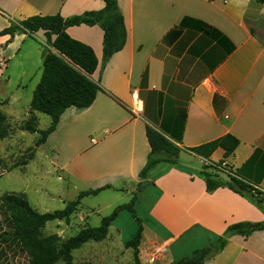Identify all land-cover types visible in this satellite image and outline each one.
<instances>
[{"label": "crops", "instance_id": "0c3cea01", "mask_svg": "<svg viewBox=\"0 0 264 264\" xmlns=\"http://www.w3.org/2000/svg\"><path fill=\"white\" fill-rule=\"evenodd\" d=\"M118 2L127 40L106 63L99 24L67 28L94 49L99 65L92 78L101 90L91 106L68 108L40 147L58 158L82 149L81 161L56 165L96 188L110 184L129 192V184L149 182L140 199L150 200L145 217L151 224L143 229L140 248L149 247L154 263L166 258L172 263L216 241L231 224L264 221V211L250 197L227 186L207 190L203 161L223 160L222 148L210 159L187 150L235 135L240 144L222 164L264 193V5L256 0ZM104 5V0H0V19L9 26L33 15L67 18ZM32 36L48 46L43 30ZM133 92L141 100L139 114L133 112ZM148 125L183 150L178 163L161 162L141 178L151 151ZM88 137L85 146L81 141ZM184 154L197 158L200 167L183 160ZM7 247L0 241V264H12ZM205 264H264V230L231 236Z\"/></svg>", "mask_w": 264, "mask_h": 264}, {"label": "trees", "instance_id": "16d2710c", "mask_svg": "<svg viewBox=\"0 0 264 264\" xmlns=\"http://www.w3.org/2000/svg\"><path fill=\"white\" fill-rule=\"evenodd\" d=\"M256 1L264 5V0ZM104 2V7L98 10L85 11L67 18L60 13L33 15L0 29V36L9 35V41L18 33L32 36L43 30L49 46H46L47 48L44 50L43 73L33 93L29 117L20 126L21 130L39 133V136L34 142L35 146L31 154L14 165V168L23 167L34 158L35 148L44 144L48 136L57 129L61 116L68 108L83 109L91 106L101 90L100 84L92 78V74L99 65L94 49L90 45L72 38L67 32V28L73 25L99 24L104 32L103 61L105 63L116 52L124 48L127 40V28L119 2L118 0H104ZM203 27L206 30L212 29V26L205 22ZM36 112H42L51 117V123L46 129H39ZM12 133L7 115L0 111V138L10 136ZM147 137L151 151L145 166L140 171L141 178H146L148 172L161 162L178 163L183 150L149 125L147 126ZM239 144L240 139L228 133L187 150L210 159L218 148H222L225 159L235 152ZM224 159L215 164L220 166ZM222 170L211 173L204 168L203 173L208 191L227 186L250 197L264 211L263 191L232 170H230L231 174L223 179L220 174ZM147 184L149 182L141 181L138 184V189H142ZM111 187L112 185L106 184L96 189L83 190L77 199L68 201L65 208L48 212H39L32 206L24 193L9 192L0 195V229L3 230L0 233V241L8 243L7 248L11 253L12 264H57L60 261L65 264H76L74 250L91 240L106 239L110 232V226L119 212L123 209L133 210L136 195L129 203L117 206L110 215L103 217L99 226H84L75 235L67 238H63L56 232L44 234V229L48 222L54 220H63L69 223L85 196L97 194ZM258 230H264V221H241L231 224L216 241L169 264H205L208 258L216 256L226 247L231 236L249 237ZM142 231L143 226L140 224L138 232L126 242L128 248H133L135 264H142L140 256ZM21 257L23 261L20 260Z\"/></svg>", "mask_w": 264, "mask_h": 264}, {"label": "rangeland", "instance_id": "374dc122", "mask_svg": "<svg viewBox=\"0 0 264 264\" xmlns=\"http://www.w3.org/2000/svg\"><path fill=\"white\" fill-rule=\"evenodd\" d=\"M6 24V21L0 19V29L8 26ZM0 40V111L7 115L13 132L10 137L0 138V195L9 192L24 193L39 212L63 209L68 201L77 199L81 191L99 185L88 183L74 175L68 177L56 165V161L68 159L81 161L84 157L82 149L68 150L58 158L48 147L39 146L35 148V156L27 165L14 168V165L31 154L34 142L39 136V133L21 131L20 126L29 117L33 93L43 73V54L47 47L39 38L23 36L22 33L16 34L11 41L2 37ZM36 114L39 129H46L51 123V117L42 112ZM89 141V137L83 138L81 143L89 146ZM182 158L200 167L197 158L186 154ZM218 158L215 156L213 162L217 163ZM215 163L204 160L203 167L211 173L223 169L227 176L231 174L228 166ZM221 177L224 179L226 176ZM129 185V192L110 188L85 196L69 223L63 220L50 221L44 234L56 232L67 238L75 235L84 226H99L103 217L110 215L117 206L129 203L136 195L133 210L123 209L119 212L106 239L91 240L73 252L76 264H135L133 248H128L126 242L138 232L140 224L143 229L151 224L145 217L150 200L140 199L146 185L142 189H138V185ZM199 248L202 247L194 250ZM140 251L142 264H167L170 261L166 258L154 263V254H147L150 252L149 247L143 246ZM20 260L23 261L22 257ZM57 264L65 263L60 261Z\"/></svg>", "mask_w": 264, "mask_h": 264}, {"label": "built area", "instance_id": "2783aa9c", "mask_svg": "<svg viewBox=\"0 0 264 264\" xmlns=\"http://www.w3.org/2000/svg\"><path fill=\"white\" fill-rule=\"evenodd\" d=\"M133 101H134V106H133V112L136 114H139L142 112V105H141V100L138 97L137 93L133 92ZM155 260V258H154Z\"/></svg>", "mask_w": 264, "mask_h": 264}]
</instances>
